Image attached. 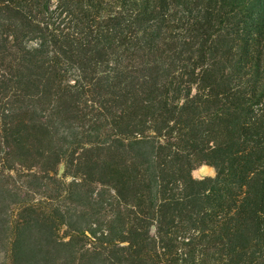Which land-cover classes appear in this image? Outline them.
Here are the masks:
<instances>
[{"label":"trees","instance_id":"obj_1","mask_svg":"<svg viewBox=\"0 0 264 264\" xmlns=\"http://www.w3.org/2000/svg\"><path fill=\"white\" fill-rule=\"evenodd\" d=\"M0 264H264V0H0Z\"/></svg>","mask_w":264,"mask_h":264},{"label":"rangeland","instance_id":"obj_2","mask_svg":"<svg viewBox=\"0 0 264 264\" xmlns=\"http://www.w3.org/2000/svg\"><path fill=\"white\" fill-rule=\"evenodd\" d=\"M215 174V170L213 167L208 166V165H201L198 166L194 171H193V175L197 178H202L204 176H208V175H214Z\"/></svg>","mask_w":264,"mask_h":264}]
</instances>
